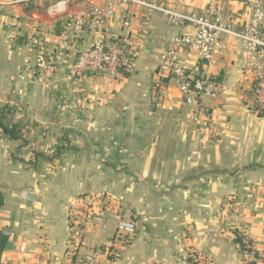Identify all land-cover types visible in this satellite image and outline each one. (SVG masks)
Here are the masks:
<instances>
[{
  "label": "crops",
  "instance_id": "crops-1",
  "mask_svg": "<svg viewBox=\"0 0 264 264\" xmlns=\"http://www.w3.org/2000/svg\"><path fill=\"white\" fill-rule=\"evenodd\" d=\"M208 1L159 0L184 13ZM224 2L226 17L245 25L250 6ZM106 5L67 1L68 12L91 11L81 31L85 43L101 38L93 11ZM47 6L34 0L0 7V119L16 124L20 136L10 139L0 128V230L8 234L0 264H75L89 253L97 255L96 264H187L188 246L211 264H244L230 228L248 234L259 256L251 264H264V114L248 107L237 43L228 38L211 66L183 55L188 68L215 73L229 88L201 99L212 117L195 121V106L158 68L168 39L190 26L129 4L125 33L136 47L131 69L74 79V53L53 67L41 61L46 43L60 41V22ZM122 10L108 18L104 39L120 29ZM35 23L41 27L32 44ZM158 78L161 95L153 87ZM160 144L176 149L163 156V166L156 162ZM109 160L118 169L111 182ZM172 161L178 165L170 167ZM127 204L137 209V221L123 217ZM85 210L90 216H79V243L71 220ZM119 219L136 225L128 242L116 232Z\"/></svg>",
  "mask_w": 264,
  "mask_h": 264
},
{
  "label": "built area",
  "instance_id": "built-area-1",
  "mask_svg": "<svg viewBox=\"0 0 264 264\" xmlns=\"http://www.w3.org/2000/svg\"><path fill=\"white\" fill-rule=\"evenodd\" d=\"M32 1L34 0H0V7L14 3L31 6ZM46 1H48V12L60 22V32L56 35L60 40L59 45L46 43L45 55L41 59L48 66L53 67L68 52L75 55L70 69V76L74 79L86 73L95 75L131 69L136 56V47L125 33L131 26L133 16L126 7L134 4L145 11L155 10L165 14L173 25L190 26V30L175 34L168 39V49L158 68L165 77L176 81L183 101L195 106L193 120L209 121L212 111L201 104V99L224 94L229 88L215 73H200L188 68L182 57L194 54L204 64L214 65L218 56L222 55L228 38L237 43L243 59L242 72L246 75L248 86L246 95L248 107L252 113L264 114V0H239L246 2L251 8L245 25L232 23L226 17L224 0H209L206 7L200 11L186 13L166 8L159 0H105L107 3L105 9L93 11L97 14L96 23L103 27V31L100 33L101 38L92 43H85L81 36L82 26L90 17L91 11L71 13L67 11L69 0ZM119 8L123 9L119 19L120 29L108 40L104 39V29L108 27V18ZM40 27L39 23L33 26L30 37L32 44L37 41L35 34ZM80 40L83 41V47L77 52L73 50V45ZM160 81L161 78L156 79L153 85L158 95H161V89L158 86ZM79 216L89 218L90 210L83 211L81 215H76L75 220H71L75 229L74 233L78 236L80 243L83 218L79 219ZM101 225L103 228L107 227L103 220ZM116 232L123 235L124 241L128 242L136 232V225L131 220L119 219ZM234 237L238 239L236 244L245 264H251L259 259L257 251L244 230L238 229ZM96 260L97 255L89 253L80 257L75 264H96ZM206 261L194 250L187 251L188 264H206L204 263Z\"/></svg>",
  "mask_w": 264,
  "mask_h": 264
},
{
  "label": "rangeland",
  "instance_id": "rangeland-1",
  "mask_svg": "<svg viewBox=\"0 0 264 264\" xmlns=\"http://www.w3.org/2000/svg\"><path fill=\"white\" fill-rule=\"evenodd\" d=\"M158 146V145H157ZM158 151H157V158H156V162L160 165V166H163V156L164 155H168V156H170V154H171V152H174V150H176L175 149V147H174V145H170L169 146V144L168 145H166V147L164 146V144H160L159 146H158ZM147 149H145L144 151H146ZM137 162H139V161H137ZM171 163H173V167H176L178 164H177V162L176 161H172V162H170L169 163V166L171 167ZM106 166L108 167V169L109 170H113L114 171V173H112V175L109 177V179L113 176V174H116V172L118 173V169L117 168H115V165H114V161H108L107 162V164H106ZM131 166H128V165H125V169H127V170H130L131 171V168H130ZM129 176H127V177H129V178H131V175H133V173L132 172H129V174H128ZM115 176H113V179H110L109 181L111 182V181H114L115 180V178H114ZM142 180H144L143 181V183H145V182H147V177H142L141 178ZM133 180L132 179H130V182H132ZM107 196V195H106ZM105 196V197H106ZM108 197V196H107ZM104 203V202H103ZM127 206V216H123L124 218H129V219H131V220H134V221H137V219H138V214L136 213V210L137 209H135V208H133L132 207V205L131 204H127L126 205ZM175 211H176V209H174V210H172L171 212H172V214H176L175 213ZM166 212H168V211H166ZM80 219H82V218H80ZM229 230H231V233H230V236H231V241L235 244V247H236V249L238 250V247H237V244H236V239H235V232L237 231V229H235V228H230ZM189 248H191L190 246H188V249H187V251H189ZM194 252L195 253H198L197 251H195L194 250ZM239 252V251H238ZM198 255L199 256H201V257H203V260H207L210 264L212 263L211 261H209V259H207L206 257H204L202 254H200V253H198ZM186 258H187V252H186ZM241 259V261H242V263H244L243 262V259L242 258H240ZM204 262V263H206V264H209L208 262ZM187 264H188V262H187ZM245 264V263H244Z\"/></svg>",
  "mask_w": 264,
  "mask_h": 264
},
{
  "label": "trees",
  "instance_id": "trees-1",
  "mask_svg": "<svg viewBox=\"0 0 264 264\" xmlns=\"http://www.w3.org/2000/svg\"><path fill=\"white\" fill-rule=\"evenodd\" d=\"M0 128L2 129V131L7 134V136L10 139H18L20 138L19 136V131L17 129V125L16 124H11V125H5L1 119H0ZM3 205V194L0 190V207ZM236 239V242H238V239ZM8 240V234L4 233L2 230H0V254L3 251L6 243ZM239 248H241V246H239Z\"/></svg>",
  "mask_w": 264,
  "mask_h": 264
},
{
  "label": "water",
  "instance_id": "water-1",
  "mask_svg": "<svg viewBox=\"0 0 264 264\" xmlns=\"http://www.w3.org/2000/svg\"><path fill=\"white\" fill-rule=\"evenodd\" d=\"M82 47H83V42L82 41H76L73 45V50L79 52V51H81Z\"/></svg>",
  "mask_w": 264,
  "mask_h": 264
}]
</instances>
